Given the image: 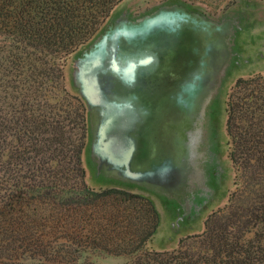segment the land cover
I'll return each mask as SVG.
<instances>
[{"label":"trees","instance_id":"trees-1","mask_svg":"<svg viewBox=\"0 0 264 264\" xmlns=\"http://www.w3.org/2000/svg\"><path fill=\"white\" fill-rule=\"evenodd\" d=\"M120 1L0 0V264H264V73L228 94L234 189L200 233L154 250L149 197L86 183L88 110L64 66Z\"/></svg>","mask_w":264,"mask_h":264},{"label":"rangeland","instance_id":"rangeland-1","mask_svg":"<svg viewBox=\"0 0 264 264\" xmlns=\"http://www.w3.org/2000/svg\"><path fill=\"white\" fill-rule=\"evenodd\" d=\"M161 31L171 46L157 75L159 85L143 88L138 97L106 90L107 73L133 79L138 59L151 55L138 51L154 47L136 40ZM126 45L129 56H117ZM259 73H264V0H121L64 66L66 89L88 110L82 153L86 183L97 190L136 193L148 188L140 182L143 177L165 183L164 193L152 189L171 216L162 222L155 243L169 237V223L179 231L184 226L187 235L197 233L234 189L225 131L228 94L238 78ZM222 197L224 203H217ZM114 257L120 264L126 261ZM105 258L97 256L92 263L107 264Z\"/></svg>","mask_w":264,"mask_h":264},{"label":"flooded vegetation","instance_id":"flooded-vegetation-1","mask_svg":"<svg viewBox=\"0 0 264 264\" xmlns=\"http://www.w3.org/2000/svg\"><path fill=\"white\" fill-rule=\"evenodd\" d=\"M157 34H161L165 38L166 42H162L159 38H157L160 36V35L157 36ZM157 39H159V41ZM169 40L171 39L167 37L165 31H161L156 33L155 35H151L143 39L136 40V42L139 43L142 42L153 43L154 47L151 48L150 51L149 49H147L146 51L145 50L138 51V53L147 52L148 54H152L153 61L146 66H140L138 70H136L135 77L131 81H122L117 75L113 74L114 77H112V74L107 73L105 79L103 78L102 86L105 87L106 90H108L109 92L113 93V95H120L122 93L128 94L129 92H131L132 94L136 92V97L140 95V92L143 88L147 86L149 87L158 86L159 78L157 77V75L160 74L162 66L165 64L166 60L169 58L170 55L168 53L170 52V46H171V43L168 42ZM125 48H126L125 50L124 48L123 49L118 48L116 52L117 56H122V57L129 56L128 53H126L127 49H129L128 45H126ZM156 67H159L157 71H156L157 69ZM148 70L150 71L148 72ZM152 70L154 71L153 73ZM154 76L156 77L151 80V78ZM139 100L141 102V98ZM137 128H138V124L136 125V129Z\"/></svg>","mask_w":264,"mask_h":264},{"label":"crops","instance_id":"crops-1","mask_svg":"<svg viewBox=\"0 0 264 264\" xmlns=\"http://www.w3.org/2000/svg\"><path fill=\"white\" fill-rule=\"evenodd\" d=\"M149 171H150L149 169L143 170V172H149ZM140 182L144 183V185L148 186V188L140 187L137 191H139V193L149 197L154 202L156 208L158 209L159 216H160L158 227L156 229L155 234L153 235L152 239L149 242V247L154 249V250H158V251L172 250L175 247H177L179 240L181 238L185 237L187 234H185V232H184V230H185L184 226L182 227V230L179 231L178 229H175L172 226V223H169L170 224V227H169L170 230L168 231L169 237H167L165 242H163V243H160V242L155 243L156 236H157V233L159 232V230L162 226V222L166 220V222L168 223V218L171 216L169 213L164 212L165 211V209H164L165 205L164 204L162 205L160 203L163 200L162 197H160L159 195L154 193V191L152 189L154 187H156L159 192L164 193L167 190V187L165 186L166 184L165 183H158V182L154 181L153 178H151L149 176H147L146 178L143 177V179L140 180ZM224 200H225L224 197H222L219 200H217V203L222 204V203H224ZM180 220L182 221V218H180ZM202 230L203 229L200 227L196 231H197V233H200ZM104 261H107L108 262L107 264H120V257L118 258V257L110 256V257H106L104 259Z\"/></svg>","mask_w":264,"mask_h":264},{"label":"water","instance_id":"water-1","mask_svg":"<svg viewBox=\"0 0 264 264\" xmlns=\"http://www.w3.org/2000/svg\"><path fill=\"white\" fill-rule=\"evenodd\" d=\"M117 52V51H116ZM141 58V57H140ZM144 58V57H143ZM153 59V55L151 54L148 58H145V59H138V61L136 62V68L135 69H137V68H139L140 66H144V65H146V63H148V62H150L151 60ZM135 64V63H134ZM135 72V71H134ZM134 77H135V74H134ZM133 77V78H134ZM99 80H100V78H99V76H98V79H96V81L99 83V85H100V82H99ZM122 80V79H121ZM132 80V79H131ZM130 80V81H131ZM122 81H124V80H122ZM135 129H136V124H135V126L133 127V129H130L129 131L131 132V134H129V136H130V141H131V143H132V145H131V149H130V152H129V156H130V158L133 156V154H134V151H135V149H136V140H135V138L133 137V132L135 131ZM129 158V159H130Z\"/></svg>","mask_w":264,"mask_h":264}]
</instances>
